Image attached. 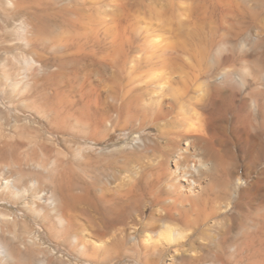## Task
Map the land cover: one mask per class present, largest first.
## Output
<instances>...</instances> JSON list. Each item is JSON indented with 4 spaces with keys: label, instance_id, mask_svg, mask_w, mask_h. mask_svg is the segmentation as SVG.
<instances>
[{
    "label": "rangeland",
    "instance_id": "rangeland-1",
    "mask_svg": "<svg viewBox=\"0 0 264 264\" xmlns=\"http://www.w3.org/2000/svg\"><path fill=\"white\" fill-rule=\"evenodd\" d=\"M257 12L255 0H0V149L9 156L22 144L21 168L38 174L43 185L29 182L18 191L0 163V264H264V245L255 247L254 261L235 263L232 248L238 242L224 250L222 261L229 263L185 261L209 247L204 237L228 227L235 204L227 215L201 225L184 246L167 251L130 241L129 249L81 242L75 211L70 234L57 220L52 228L40 222L44 196L62 200V188L75 184L79 166L92 158L99 171L90 197L101 201L126 189L141 191L150 203L155 189L159 199L166 197L160 174L176 157L167 138L179 119L169 87L181 75L197 78L181 86L184 104L191 107L205 97L197 91L207 90L204 74L221 71L225 57L238 58L234 68L246 76L264 70V9L262 17ZM152 41L158 45L153 51ZM38 147H46L49 156L25 161L27 151ZM183 161L190 164L192 158ZM209 162L203 193L217 187L222 164L213 157ZM263 168L259 159L254 169ZM160 208L152 202L144 221ZM255 208H244L233 237L245 240L262 229L264 211ZM6 218L13 222L8 228L1 223Z\"/></svg>",
    "mask_w": 264,
    "mask_h": 264
},
{
    "label": "bare ground",
    "instance_id": "bare-ground-1",
    "mask_svg": "<svg viewBox=\"0 0 264 264\" xmlns=\"http://www.w3.org/2000/svg\"><path fill=\"white\" fill-rule=\"evenodd\" d=\"M255 8L258 11L257 16L262 17L264 0H255ZM157 46V43L152 41L148 47L153 51ZM237 61L238 58L225 57L222 61L225 67L221 71L206 72L203 81L207 84V90H202L200 86L197 90L205 97H201L200 103L191 107L184 104L183 95L184 89L188 88L195 78L188 74L181 75L178 84L169 87L167 97H170L172 105L178 109L179 119L173 122L176 127L170 131L167 142L168 146L176 147L177 150L175 159L168 162L160 174L164 179L163 189L167 196L159 199L158 194L154 192L156 189L150 193L152 202L160 204L158 212H152L149 219L144 221L145 212L152 202L145 201L144 194L139 190H122L116 196L111 195L109 198L105 197L106 199L102 197L104 199L101 201L96 196L90 197V190L96 187L99 171L92 158L89 160L91 163L79 166L80 175L76 183L67 184L62 188V200L56 202L50 194L43 195L45 203L42 201L44 207L41 224L52 228L57 220L65 225L64 230L69 233L73 230L71 216L75 211L80 219L77 229L81 242L90 239L99 248L112 245L129 249L126 246L130 241L133 246L139 248L155 245L167 251L191 240L201 225L208 223L210 219L213 221L217 215H227L235 204L228 227L225 230H217L214 234L216 239L214 236L203 238L209 240V247L203 248L206 246L203 241L202 254H191L190 258L187 257L188 260L183 259L187 263H229L227 259L222 261L225 259L224 250L228 244L234 246L238 242L233 250L230 248L234 251L235 263L254 261L255 247L264 245V219L261 220L262 229L249 234L245 240L244 236L240 239L236 236L237 240L230 233L240 226L239 217L244 208L256 210L255 207H259L264 211V168L260 172L254 169L259 159L264 161V70L259 68L248 72L250 82L246 83V74L234 68ZM195 80L198 82L197 78ZM158 88L162 89L163 85L160 84ZM181 140L184 142L179 147ZM247 144L249 148L246 151ZM13 147V154L9 156H6L8 151L0 149V163L7 166L13 188L22 189L29 182H34L37 187L41 186L42 179L38 174L21 168L23 159L19 150L21 151L23 145L15 144ZM200 148H203L204 153L200 152ZM26 156L25 161L36 160L39 156L43 159L49 156V150L46 147L29 149ZM186 156L192 158L191 165L183 161ZM212 157L219 158L222 162L217 176V187H210L203 193L201 178L209 169ZM244 159L247 160L245 163ZM169 163L172 165L171 169H168ZM74 186L78 188V195L74 193ZM260 192L262 193L259 194ZM67 197L71 198L73 203H67ZM72 204L76 206L72 207ZM176 222H181L183 226ZM1 223L6 228L13 225L7 218ZM215 240L220 241L222 245L216 251L213 250ZM244 241L250 242L245 248L241 246ZM16 250L17 255L20 254L17 248ZM159 256L161 259V255Z\"/></svg>",
    "mask_w": 264,
    "mask_h": 264
}]
</instances>
